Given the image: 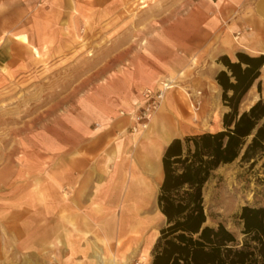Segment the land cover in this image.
Instances as JSON below:
<instances>
[{
    "label": "rangeland",
    "instance_id": "obj_1",
    "mask_svg": "<svg viewBox=\"0 0 264 264\" xmlns=\"http://www.w3.org/2000/svg\"><path fill=\"white\" fill-rule=\"evenodd\" d=\"M203 1L0 0V45L6 40L15 59V66L0 71V264H90L92 258L72 257L70 247L82 250L87 239L117 264H152L166 226L156 206L160 189L153 204L158 222L137 234L121 232L132 201L109 211L96 206L104 208L98 219L109 223L111 236L71 203L91 169L107 198L117 192L115 180L139 164V145L111 142L90 162L84 148L92 137L113 138L112 124L138 99L139 85L152 83L147 90L156 91L165 82L176 84L170 93L178 95V102L165 98L151 130L160 111L163 125L181 127V140L224 129L228 110L217 95L201 88L214 62L202 61L204 54L190 41V12ZM191 57L197 61L190 67ZM221 58L217 63L223 66ZM191 85L198 87L188 92L200 109L197 121L186 95ZM263 90L260 77L255 97L245 98L240 113L256 98L264 101ZM97 123L102 128L95 132ZM263 162L252 167L241 157L214 173L203 193L207 226L223 225L243 242V209H264ZM133 181L126 179L122 199L133 191ZM107 182L111 188L103 190ZM84 233H90L86 240ZM141 240L146 247L138 248Z\"/></svg>",
    "mask_w": 264,
    "mask_h": 264
},
{
    "label": "trees",
    "instance_id": "obj_2",
    "mask_svg": "<svg viewBox=\"0 0 264 264\" xmlns=\"http://www.w3.org/2000/svg\"><path fill=\"white\" fill-rule=\"evenodd\" d=\"M237 60L222 57L225 70L216 77L228 110L224 129L176 139L165 151L158 208L166 226L154 247L152 264H264V209H243L242 243L223 225H206L203 192L214 173L241 157L244 163L253 162L252 167L264 160V101L240 113L261 77L264 56L238 54Z\"/></svg>",
    "mask_w": 264,
    "mask_h": 264
},
{
    "label": "crops",
    "instance_id": "obj_3",
    "mask_svg": "<svg viewBox=\"0 0 264 264\" xmlns=\"http://www.w3.org/2000/svg\"><path fill=\"white\" fill-rule=\"evenodd\" d=\"M190 34V41L193 42V46L195 42L196 46L193 47V50L196 49L195 51H199L201 56L204 54L202 61L205 60L208 64L209 60L214 62L215 69H210L209 80L202 81L201 88H206V90L209 93L211 92L214 96L217 95V102L219 103L221 100V98H219L221 96L219 95H221L222 90L216 82V77L218 73L225 70V67L217 63L218 59L220 57H227L230 61L237 62L238 54H245L250 57L264 56V0H204L202 3L197 4L190 12ZM5 41L6 40L0 45V71L8 65H11V67L15 66L13 47ZM196 54L194 56H196ZM196 61L197 59H195V57H191L190 67L191 65H195ZM174 73L175 71H173V74ZM261 78L264 80V66L261 70ZM150 86H152V83H149V85H139L138 88L135 87V89L139 90L138 99L127 106L128 109L125 111L126 113L123 112L126 114L125 116L117 117L113 123L114 125L112 124L113 127L115 126L111 132L113 133V138L104 140L102 139L103 134H101L92 137L88 142H84L85 151L89 156V160L87 159L86 162L94 160L95 153L98 149L108 147L111 142L121 144L123 147L127 144L139 145L140 147L141 160L133 169L135 167H140L136 171L132 169L126 176L121 174L119 181L115 180L117 192L114 195L108 193V197H104L101 192L102 184H99L97 181V172L91 169L86 176L84 187H81V189L77 191L76 201L71 203L74 206L76 205L77 209L86 210L91 224H99L103 231L107 233V236L113 235L112 230L108 222L98 219V216L105 214V210L103 207H98L95 210L97 205L102 204L104 207H107L109 211L114 208H123V200L132 201L131 204L129 203L126 206L127 213L121 223V232L123 234H137L139 230H147L150 228V223L148 222L149 218L160 213L153 208V204L155 203L157 190L161 188L164 181L163 157L165 151L175 139H179L183 134L180 130L181 127L174 125L166 126L160 122L161 111L158 116L159 122L157 120L159 124L157 122L154 123L155 127H153L152 130L151 126H149V130L143 133L136 135L131 133L133 123L129 115H133L139 106L145 102L143 91L150 89ZM254 86L247 95L248 99L250 96L252 97L254 95L252 91ZM196 87V85H191V88L186 90V95L190 102L191 113L197 121L199 119L198 111L200 109L195 105L197 103L194 104L191 100V95L189 94L192 90L196 91ZM177 96V94L171 95L169 91L166 95V101L170 99V101L173 100L178 102ZM192 97H195V95L193 94ZM260 99L261 98H256L247 109L254 106ZM220 111L222 116V110ZM170 137L171 140L167 142ZM79 155H81V153H79ZM130 177L136 178V181L132 182L134 187L133 191L127 195V198L124 196V199H122L121 194L125 187L126 179ZM108 180L111 183L109 178ZM109 182L105 184L103 190L111 188ZM157 205L158 195L156 206ZM89 236L90 233L83 234L85 240ZM93 236L96 237L94 234ZM90 244L91 243H89L87 239L85 241L86 247L82 250L79 246H72L70 244L72 257L81 254L85 257L87 262L92 258V261H89L90 264H100V261L97 259L98 255L99 257L101 256L110 260V262L114 260L112 254H109V258L103 256L101 249L97 248L96 242H94L92 246H90ZM62 245L64 246L66 243ZM146 246V240L138 241V248ZM106 250L109 252L111 251L110 244H107ZM89 252H92V256L89 255Z\"/></svg>",
    "mask_w": 264,
    "mask_h": 264
},
{
    "label": "built area",
    "instance_id": "obj_4",
    "mask_svg": "<svg viewBox=\"0 0 264 264\" xmlns=\"http://www.w3.org/2000/svg\"><path fill=\"white\" fill-rule=\"evenodd\" d=\"M176 85L175 83L165 82L160 89L156 91L147 90L144 93L145 102L139 106L137 111L133 115H129L133 126L131 128V133L133 135L143 133L147 131L149 126L155 117V114L161 108L167 93L172 90V86ZM125 116V113L121 114ZM101 125L99 123L95 124V132L101 130Z\"/></svg>",
    "mask_w": 264,
    "mask_h": 264
},
{
    "label": "bare ground",
    "instance_id": "obj_5",
    "mask_svg": "<svg viewBox=\"0 0 264 264\" xmlns=\"http://www.w3.org/2000/svg\"><path fill=\"white\" fill-rule=\"evenodd\" d=\"M170 140H171V137L168 138L167 142H169ZM148 222L150 223L149 224L150 228H153L155 226V224L158 222V215L155 214L153 217H150L149 220H148ZM136 228H139V227H136ZM97 259L100 261V264H106L107 261H109V260H105V258H103L101 256L99 257V255L97 256ZM108 264H116V262H115V260H112Z\"/></svg>",
    "mask_w": 264,
    "mask_h": 264
}]
</instances>
